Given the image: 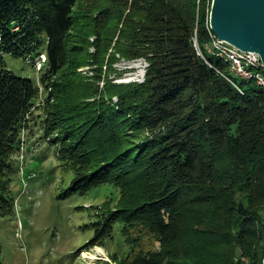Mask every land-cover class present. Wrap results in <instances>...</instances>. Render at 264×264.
Segmentation results:
<instances>
[{
	"label": "trees",
	"instance_id": "16d2710c",
	"mask_svg": "<svg viewBox=\"0 0 264 264\" xmlns=\"http://www.w3.org/2000/svg\"><path fill=\"white\" fill-rule=\"evenodd\" d=\"M79 1L0 0V215L14 207L21 135L38 133L58 143L77 190L120 189L93 241L120 222L158 243L133 264H264V91L205 50L212 0H88L95 14ZM87 24L94 66L114 44L146 61L144 80L89 84L72 56L87 53ZM42 48L39 106L36 82L6 57Z\"/></svg>",
	"mask_w": 264,
	"mask_h": 264
},
{
	"label": "rangeland",
	"instance_id": "374dc122",
	"mask_svg": "<svg viewBox=\"0 0 264 264\" xmlns=\"http://www.w3.org/2000/svg\"><path fill=\"white\" fill-rule=\"evenodd\" d=\"M79 2L77 12L95 14L88 0ZM89 29L88 25L83 40L87 53L72 55L76 66L79 65L77 71L89 84L101 89L106 87L108 79L116 84L144 80L146 61L122 57L115 52L114 44L105 55L100 54L103 59V64H98L100 68L94 66L92 55L96 49ZM41 51L25 59L6 57L9 70L17 76L32 77L36 82L39 106L48 96L39 80L45 69L44 66L38 70L37 63L45 55L43 48ZM52 97L58 102L54 94ZM21 140L11 182L14 207L8 214L0 215L2 264H133L138 256L158 248L151 234L120 222L114 225L109 237L93 241L94 223L118 206L120 189L104 183L85 192L79 191L75 186V170L58 160V143L50 144L38 133L30 132H24Z\"/></svg>",
	"mask_w": 264,
	"mask_h": 264
},
{
	"label": "water",
	"instance_id": "95a60500",
	"mask_svg": "<svg viewBox=\"0 0 264 264\" xmlns=\"http://www.w3.org/2000/svg\"><path fill=\"white\" fill-rule=\"evenodd\" d=\"M209 28L219 40L258 55L264 65V0H212Z\"/></svg>",
	"mask_w": 264,
	"mask_h": 264
},
{
	"label": "bare ground",
	"instance_id": "6f19581e",
	"mask_svg": "<svg viewBox=\"0 0 264 264\" xmlns=\"http://www.w3.org/2000/svg\"><path fill=\"white\" fill-rule=\"evenodd\" d=\"M210 37H211V41L209 44H207L205 46V50L212 55L220 57L225 62H228V65L230 68V70H228V71H231L234 74V76L236 75V76L242 78V75H241L242 73H240L237 70V65H236L235 60H233V57H228V53H227L226 49L216 47V36L214 34H212L211 31H210ZM194 46H195L196 50L199 52V54H202V52L199 49L196 41H195ZM229 46L233 47L231 45H229ZM251 57H254V59L257 62H261V59L258 55L251 53ZM244 71L245 72H253L254 71L255 76L257 78H259L260 81H263V84L262 83H257V84L264 91V65L262 63L246 62V63H244Z\"/></svg>",
	"mask_w": 264,
	"mask_h": 264
},
{
	"label": "built area",
	"instance_id": "2783aa9c",
	"mask_svg": "<svg viewBox=\"0 0 264 264\" xmlns=\"http://www.w3.org/2000/svg\"><path fill=\"white\" fill-rule=\"evenodd\" d=\"M216 47L226 49L228 53V57H233V60H235L236 65H237V70L242 73V78L243 79H250V80H255L256 83H262L263 81H260L259 78H257L253 72H245L244 71V63L246 62H256V63H262V62H257L254 57H251V53H246L242 52L239 49L235 47H230L229 44L219 40L216 37ZM46 55H42V61L40 60L38 64V70L41 69L46 65ZM263 64V63H262Z\"/></svg>",
	"mask_w": 264,
	"mask_h": 264
}]
</instances>
